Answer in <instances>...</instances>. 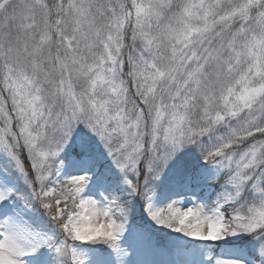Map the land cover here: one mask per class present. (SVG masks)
<instances>
[{
	"label": "snow or ice",
	"instance_id": "1",
	"mask_svg": "<svg viewBox=\"0 0 264 264\" xmlns=\"http://www.w3.org/2000/svg\"><path fill=\"white\" fill-rule=\"evenodd\" d=\"M0 264H264V0H0Z\"/></svg>",
	"mask_w": 264,
	"mask_h": 264
}]
</instances>
